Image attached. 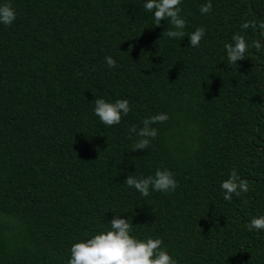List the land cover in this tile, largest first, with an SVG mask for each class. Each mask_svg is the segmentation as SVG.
<instances>
[{
    "label": "trees",
    "instance_id": "1",
    "mask_svg": "<svg viewBox=\"0 0 264 264\" xmlns=\"http://www.w3.org/2000/svg\"><path fill=\"white\" fill-rule=\"evenodd\" d=\"M0 25V264H67L70 245L129 220L176 264H264V0H181L185 33L169 40L143 0H7ZM246 25L241 27V25ZM248 49L230 64L225 44ZM259 44V48L256 47ZM116 66L109 69L105 56ZM127 99L103 125L93 101ZM166 113L148 147L129 129ZM167 168L171 193L141 197L126 175ZM235 170L247 192L223 199Z\"/></svg>",
    "mask_w": 264,
    "mask_h": 264
},
{
    "label": "clouds",
    "instance_id": "2",
    "mask_svg": "<svg viewBox=\"0 0 264 264\" xmlns=\"http://www.w3.org/2000/svg\"><path fill=\"white\" fill-rule=\"evenodd\" d=\"M181 0H143V9L151 14L153 25L158 26L161 20H167L170 28L164 32L169 40L179 41L187 37L188 46L198 47L204 37L205 29L197 27L190 33H185V19L180 14ZM211 0H206L199 7L201 14H207L211 10ZM16 18V12L7 0H0V25L8 26ZM246 25H241L245 27ZM230 44H225L227 61L232 64L242 60L248 49V44L239 35H233ZM259 44L256 47L259 48ZM104 63L111 69L116 66V61L109 55L104 57ZM93 114L105 126L119 124L122 115L129 112L127 99H116L108 102L103 98L93 101ZM168 119L166 113H156L144 118L141 127L133 126L129 129L137 137L132 150H143L155 139L157 130L153 126ZM123 184L135 190L141 197H147L150 192L171 193L177 188V180L167 168H157L147 176L126 175ZM223 192V199L229 201L233 195L239 196L247 192L246 182L239 177L233 169L226 179L219 185ZM109 228L106 231H98L95 234L72 243L69 248L67 264H176V261L162 247L159 237H145L138 239L131 235L132 229L129 220L122 216H112L108 221ZM249 230H264V215L253 217L248 224Z\"/></svg>",
    "mask_w": 264,
    "mask_h": 264
}]
</instances>
